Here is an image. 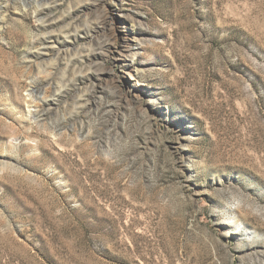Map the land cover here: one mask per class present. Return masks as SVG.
I'll return each mask as SVG.
<instances>
[{
    "label": "rangeland",
    "instance_id": "obj_1",
    "mask_svg": "<svg viewBox=\"0 0 264 264\" xmlns=\"http://www.w3.org/2000/svg\"><path fill=\"white\" fill-rule=\"evenodd\" d=\"M0 264H264V0H0Z\"/></svg>",
    "mask_w": 264,
    "mask_h": 264
}]
</instances>
